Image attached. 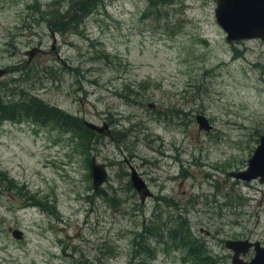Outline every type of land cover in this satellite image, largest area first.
Listing matches in <instances>:
<instances>
[{"label":"rangeland","instance_id":"rangeland-1","mask_svg":"<svg viewBox=\"0 0 264 264\" xmlns=\"http://www.w3.org/2000/svg\"><path fill=\"white\" fill-rule=\"evenodd\" d=\"M215 7L0 0L3 97L37 96L111 131L0 124V264H231L226 240L264 246V182L231 175L264 134V41L228 42ZM92 156L109 174L97 190Z\"/></svg>","mask_w":264,"mask_h":264},{"label":"water","instance_id":"water-1","mask_svg":"<svg viewBox=\"0 0 264 264\" xmlns=\"http://www.w3.org/2000/svg\"><path fill=\"white\" fill-rule=\"evenodd\" d=\"M214 9L217 23L226 32L227 41L232 43L234 40L259 38L264 41V0H215ZM39 48H32L25 51V55L31 60ZM8 72L6 68H0V79ZM198 128L209 131L212 125L208 118L203 114L195 116ZM84 125L97 132H102L107 128L83 120ZM90 170L93 187L97 190L108 179V172L104 163L98 162L94 156L90 160ZM234 178L243 181L258 180L264 182V134L260 136L259 143L252 156L247 161V166L243 170L231 173ZM130 181L138 191L146 188V182L138 174L134 167H130ZM12 235L21 238L23 232L20 229L12 230ZM225 247L232 251L231 264H264V246L259 241L248 239H229L225 241ZM250 249L254 255L250 260H244L242 256L247 254Z\"/></svg>","mask_w":264,"mask_h":264},{"label":"trees","instance_id":"trees-1","mask_svg":"<svg viewBox=\"0 0 264 264\" xmlns=\"http://www.w3.org/2000/svg\"><path fill=\"white\" fill-rule=\"evenodd\" d=\"M1 93L2 92L0 91V124L4 121L21 122L23 120H29L40 124L50 122L59 127H68L79 131L83 130L88 132V134L95 133L94 130L87 128L83 121L78 117L67 114L59 108L49 105L37 96L26 95L22 93L15 96V93H12L7 96L8 98H5ZM1 175L2 172H0V178ZM180 229L183 231V233L186 232V229H184L183 225L180 227ZM149 232L156 234L152 230H149ZM170 237H172L174 240H177L175 233H171ZM182 238H186V236H183ZM201 247L202 245L200 244L198 246V251ZM145 250L147 253L150 252V250L147 248H145ZM189 252L191 251L189 250ZM198 260H201L204 264H209L208 256H204L201 253L198 257Z\"/></svg>","mask_w":264,"mask_h":264},{"label":"flooded vegetation","instance_id":"flooded-vegetation-1","mask_svg":"<svg viewBox=\"0 0 264 264\" xmlns=\"http://www.w3.org/2000/svg\"><path fill=\"white\" fill-rule=\"evenodd\" d=\"M106 132L107 133H110L111 131H110V128L108 127V125H107V128H106ZM98 133V132H97ZM132 165H129V168L131 167ZM133 167V166H132ZM130 170V169H129ZM108 177H109V174H108ZM239 180V179H238ZM145 181V180H144ZM146 182V181H145ZM139 193V195L141 196V198L143 199L146 195L147 196H149V195H151V192H150V190H149V188L147 187V184H146V188L145 189H143L142 191H140V192H138ZM206 232V231H205ZM207 234L209 233L208 231L206 232ZM251 250V249H250Z\"/></svg>","mask_w":264,"mask_h":264},{"label":"bare ground","instance_id":"bare-ground-1","mask_svg":"<svg viewBox=\"0 0 264 264\" xmlns=\"http://www.w3.org/2000/svg\"><path fill=\"white\" fill-rule=\"evenodd\" d=\"M1 80V79H0ZM227 249V248H226Z\"/></svg>","mask_w":264,"mask_h":264}]
</instances>
